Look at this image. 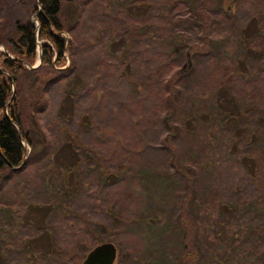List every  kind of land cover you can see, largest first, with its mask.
Returning <instances> with one entry per match:
<instances>
[{
    "label": "rangeland",
    "instance_id": "1",
    "mask_svg": "<svg viewBox=\"0 0 264 264\" xmlns=\"http://www.w3.org/2000/svg\"><path fill=\"white\" fill-rule=\"evenodd\" d=\"M32 1L1 0L0 37ZM69 1L80 35L63 34L90 47L74 71L66 53L53 110L39 113L54 77L32 72L39 59L20 79L33 143L23 173L0 171V264H76L107 241L115 264H264V0Z\"/></svg>",
    "mask_w": 264,
    "mask_h": 264
},
{
    "label": "trees",
    "instance_id": "2",
    "mask_svg": "<svg viewBox=\"0 0 264 264\" xmlns=\"http://www.w3.org/2000/svg\"><path fill=\"white\" fill-rule=\"evenodd\" d=\"M259 1L260 0H245V2H248V7H254L255 9H258ZM68 2L70 1L33 0V5L28 12V16L24 19H17L14 21L10 29L4 33V36L0 37V45L4 46L6 49L0 50V171L8 169L12 172L16 170L18 173H23V170H26L30 162L29 157H27V148L24 142L26 141V143L31 145L33 140L30 134L24 129L23 105L20 94V79L24 73L29 71L27 66L34 65L36 60L41 58V64L32 72H41L44 70L45 74L54 75V77L49 78L44 89V97H46V100L39 112L42 114L49 107V110H53L54 106H52V104L59 106L58 101L53 95L55 92H60L66 77L64 74L65 70L61 68L67 64L66 53H68L72 62L67 67V70L74 71L81 52L90 47V45L84 46L86 42L82 40L77 44V50L72 40L68 39L63 34L66 30H69L75 38L79 39L80 35L79 33L78 36L76 35L78 27L67 28L64 23L62 8L64 4ZM1 6H3V4L0 0V8ZM35 14L38 25H35L31 20V17ZM248 15L249 14H247V16ZM106 18L110 19L109 17H105V19ZM245 42H247L246 39ZM258 45L264 49V36L259 37ZM39 46L41 49L40 57L38 51ZM254 46L255 42H253V48ZM153 61L154 58L149 57L146 63L151 64ZM256 69L257 72L253 74L254 77L257 73H259V75L260 73H264V68L259 64H257ZM178 73H176V76L174 75L171 79L169 78L165 81V86L158 95V97H168L169 103L177 91V87L173 85V83L175 84V79L179 75H182L180 71ZM253 80L255 81L254 78ZM262 85L263 83L257 92L253 86L254 115H257L260 110L264 111V104H261L263 101H261V97H264L262 91L264 85ZM161 105L160 107H155L156 112L161 113L160 110L163 104ZM237 115H242V113H237ZM166 119H162V128L167 127ZM158 137H161V134H158ZM177 138L182 139L180 135H177ZM152 147L155 146L152 144L150 148ZM131 154L132 153L129 155ZM129 159L130 157H127L124 160L116 173L121 175L125 172L130 163ZM79 162H81V160L72 164L70 167L71 170L76 168ZM231 179L232 178L226 179V177L219 178L215 176L210 183L213 188L216 185H222L225 190L232 192ZM120 183L121 180H117L110 185V188H116ZM95 211L105 214V211L100 205L95 207ZM74 251L75 250L72 252ZM69 253H71V251ZM84 257L85 255H79L78 258H73H76V264H79Z\"/></svg>",
    "mask_w": 264,
    "mask_h": 264
},
{
    "label": "water",
    "instance_id": "3",
    "mask_svg": "<svg viewBox=\"0 0 264 264\" xmlns=\"http://www.w3.org/2000/svg\"><path fill=\"white\" fill-rule=\"evenodd\" d=\"M40 57V54H39ZM41 58H39V64ZM32 66L36 68L39 66ZM118 257V247L111 241L102 242L93 247L85 256L81 264H115Z\"/></svg>",
    "mask_w": 264,
    "mask_h": 264
}]
</instances>
